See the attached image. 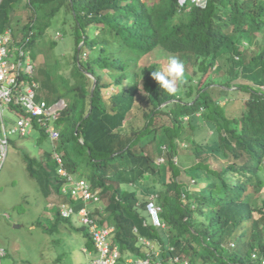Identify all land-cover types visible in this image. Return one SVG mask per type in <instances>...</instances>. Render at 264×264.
Segmentation results:
<instances>
[{"label": "trees", "instance_id": "1", "mask_svg": "<svg viewBox=\"0 0 264 264\" xmlns=\"http://www.w3.org/2000/svg\"><path fill=\"white\" fill-rule=\"evenodd\" d=\"M22 2L0 0L1 29ZM27 7L33 18L22 35L32 57L51 17L60 12L63 24L69 23L74 48L64 68L70 70L59 71L63 61L52 72L41 68L37 97L48 105L66 99L54 121L63 165L92 188L110 192L107 205L96 213L98 222L114 228L110 242L120 250L119 261L151 254L155 242L153 248L164 256L191 264H264V199L261 205L253 202L264 189V0H27ZM30 29L38 30L31 41ZM154 51L176 55L190 66L175 95L151 76L158 64H140ZM227 53L231 69L221 81L212 79L215 63ZM238 78L257 88L233 84ZM125 81L129 85L118 88L110 103L103 100L102 88ZM238 93L244 95L239 115L225 114L220 102L238 99ZM136 102L139 124L133 122ZM162 115L169 123L157 125ZM31 121L30 131L21 137L37 129L36 118ZM159 130L168 150L160 165L146 152ZM211 130L206 137L204 132ZM179 138L194 146L198 162L188 173L209 180L204 193L202 187L183 191L181 168L172 160ZM27 152L29 174L45 189L53 185L58 190L65 179L50 151L39 158ZM167 174L171 179L166 180ZM152 192L158 193L164 226L147 218L145 203ZM83 233L93 249L91 237ZM234 243L246 248L232 249Z\"/></svg>", "mask_w": 264, "mask_h": 264}, {"label": "rangeland", "instance_id": "2", "mask_svg": "<svg viewBox=\"0 0 264 264\" xmlns=\"http://www.w3.org/2000/svg\"><path fill=\"white\" fill-rule=\"evenodd\" d=\"M41 11L45 12L44 10ZM32 15L33 10L31 7H27V0H23L21 6L12 15L10 23L14 26L16 32L22 34V27L24 28L25 25L30 23L31 17L33 18ZM59 16L61 17L59 18ZM50 20V28L41 35L36 45L37 57L35 63L38 78L41 68L52 72L57 62L59 64V62L63 61L59 68L60 72L68 73L70 70L69 66L66 69L64 68L66 61L73 55L74 48L73 36L68 29L69 23H65L66 25L63 24L64 22L60 12L55 17H51ZM32 32L36 35L38 30L32 29ZM53 42L57 43L53 44ZM241 44L243 47L247 45L245 41ZM168 56L169 54L165 52L154 51L148 57L145 56V59L140 64L144 66L146 63H156L159 66V70H161L166 67ZM228 56V53L227 55H223L215 63L219 69L215 67L212 69V74L210 75L212 79L217 78L218 81H221L226 76V71L231 69L232 65L227 60ZM85 58L84 56L83 59ZM183 63L185 70L186 68L190 70V66H187L186 61H183ZM103 75H105V81H110L106 77L107 73L105 71H103ZM232 83L248 84L254 89L257 88L256 85L244 78H238ZM128 85L126 81L120 87L110 83V86L102 88L101 94L103 100L110 103V98L113 94ZM262 88L264 89V86ZM227 98L230 99L228 103H225V100L220 102L222 105H225L224 113L231 116L239 115L240 100H244V95L238 93V99H234L235 96ZM61 102L66 106V99L62 98ZM137 107L138 102L134 104V108L132 109V113L135 114L133 117L135 124H139L138 117H140V110H136ZM6 114L10 115L8 111ZM11 119L14 120L15 116H11ZM168 123L169 118L165 115L159 117L156 122L157 125ZM10 125L11 122H8V127ZM212 132L213 130L206 131L204 135L207 137ZM162 133H164L163 130L162 132L159 130L156 141L147 146L146 149V152L154 158L155 163L163 162L161 156L165 155L164 152H168ZM179 139L182 143H176L177 153L172 157V160L174 163H178V166L181 168V174L178 175V180L183 183L184 189H182L183 191H188L189 188H195L194 190H197L202 187V192L204 193L209 180L207 181L206 178L197 180V177L195 180L190 176L191 173H188V170L198 162L194 154V146L191 140ZM207 139L210 138L208 137ZM184 142L186 144H183ZM44 150L49 152L51 145L47 139L40 137V131L38 129H32L30 135L26 137H21L17 134L10 136L9 151L0 171V247L4 248L7 253L2 259V264H84L89 259V256L82 251L86 242L83 231L72 228L68 223H61L59 221L54 206L49 207L47 205L53 196L50 195L51 198H47L40 184L27 171L26 165L28 164L24 160V152L28 151L34 157L39 158ZM205 156V154H202L201 161L204 160ZM244 159L242 157V160ZM208 162L211 166L215 167L217 165L215 162ZM164 163H166V158H164ZM170 176L167 174L166 180L171 179ZM205 176L204 174L203 177ZM160 186L158 185L157 187L160 188ZM98 191L101 193V196L89 201L95 202L97 204L96 209L100 210L107 205L110 192L101 191L100 189ZM185 196V193L182 192L181 197L184 199ZM263 199L264 189L261 193L254 196L253 202L255 205H261ZM46 211L55 220L54 222L51 221L49 215L46 216ZM6 215H9V218ZM254 216L257 217L258 214L254 213ZM95 218H97V215ZM66 224L68 225L66 226ZM237 247L246 248L243 245H231L232 249Z\"/></svg>", "mask_w": 264, "mask_h": 264}, {"label": "built area", "instance_id": "3", "mask_svg": "<svg viewBox=\"0 0 264 264\" xmlns=\"http://www.w3.org/2000/svg\"><path fill=\"white\" fill-rule=\"evenodd\" d=\"M31 33L27 37L29 41ZM24 39L21 41L14 39L10 28L0 31V168L8 153L10 135L28 133L32 126L31 116L36 118L37 127L43 130L51 141L58 140L59 132L54 121L57 120L65 107L62 100L48 105L43 99L37 97L39 84L35 79V63L29 56L28 50L25 49ZM20 109L23 110V114L17 111ZM6 111L23 116L17 119L15 125L10 129L6 127ZM54 157L59 164H62L59 154L56 153ZM161 159L164 161L162 156ZM58 172L61 176L66 177L69 183L64 190L65 193H70L73 197L82 200L97 198L84 180H74L62 166L59 167ZM156 199V193L150 195L145 203V211L154 226H164L159 218L161 207L156 203ZM83 221L88 227L95 250V255L87 264H191L186 258L181 259L178 256L169 257L167 255L163 257L161 252L153 249L152 245V253H147L145 258H126L124 261H119L120 250L110 242L113 227L102 225L97 219L89 218L87 214ZM144 225H146L145 221ZM146 244L149 245V240ZM152 254L156 259H151ZM5 256V249L0 247V264Z\"/></svg>", "mask_w": 264, "mask_h": 264}, {"label": "clouds", "instance_id": "4", "mask_svg": "<svg viewBox=\"0 0 264 264\" xmlns=\"http://www.w3.org/2000/svg\"><path fill=\"white\" fill-rule=\"evenodd\" d=\"M199 2H204V0H200ZM30 32H32V30H29V33ZM31 34H33V32ZM28 53H29V56L31 57V54H30V51L29 50H28ZM32 60H33V58H32ZM184 73H185V66H184L183 61L178 56H176V55H169L168 58H167V65H166V67H164L163 69H161L159 71H152L151 72V76L158 83V86L160 88H162L163 90H165L170 95H175L177 93V91H178V85L183 83ZM35 79L37 80V82H39L38 79H37V73H36V63H35ZM60 100H62V99H59L57 101H60ZM65 107H64V109H65ZM8 112L10 113V115H7V118H6V127L8 129H10L11 127H13L15 125L17 119H19L20 117H23V116H21V115L19 116L18 113H15V112H12V111L11 112L8 111ZM11 116H15V119L14 120L11 119ZM8 122H11V125L9 127H8ZM36 128L38 130H41L37 126H36ZM29 130H30V128H29ZM41 131L43 132V130H41ZM58 132H59V130H58ZM15 134L16 133L11 134V135H15ZM43 134H44V138L47 139L50 142V145H51V150H50V154L51 155H50V158L53 161L56 162V164H57V173L59 174V172H58L59 167L62 166L64 169H66L64 167V165H63V160H62L63 152L58 149V144H59V140H60V132H59V138L56 141H51L49 139V137L44 132H43ZM17 135L22 136L20 134H17ZM8 151H9V148H8ZM42 153H43V151H42ZM42 153L40 154V156L42 155ZM56 153L59 154V156L61 158V161H62V164H59L58 161L56 160V158L54 157V155ZM162 157L165 158V156H163V155H162ZM6 158H7V156H6ZM162 163H164V161ZM162 163H157V164L160 165ZM3 164H2V166H3ZM2 166L0 168V171L2 169ZM61 178H64L65 179V182L62 185H66V187H68L69 183L67 181V178L66 177H63V176H61ZM73 179L74 180H84L88 184L89 189H90V191L92 193H94L97 197L98 196H101V194L98 191V189L92 190L91 185L84 178H77V177L74 176ZM65 194H67V193L63 192L62 196L63 197L69 196V198H72L73 197L70 193H68V195H65ZM79 200H81V202H82L81 203V206H79V204L78 205H72V207H68L66 204L61 205V209L58 212V215H59V218L58 219H61L62 220V221L59 220L61 223H68L72 228H77L78 230L84 231V232L86 231L87 234L91 237V235L89 233V230H88V227L84 223L83 219H84L85 215L87 214V216L89 218H93L94 220L97 219V221H98V218H95V216L97 215L96 211L95 212L92 211L93 206H95L97 204H95V202H93V201L82 200L81 198H79ZM89 208H90V212H88ZM100 224H102V223H100ZM83 235H84V233H83ZM92 242H93V240H92ZM82 251L87 256H89V259L87 260V262L84 263V264H87L92 259V257L95 255L94 244H93V249H89L88 246L85 245L83 247ZM151 256H152L151 259H156V257L153 254ZM145 257H146V255L143 256V257H138V258H145Z\"/></svg>", "mask_w": 264, "mask_h": 264}, {"label": "crops", "instance_id": "5", "mask_svg": "<svg viewBox=\"0 0 264 264\" xmlns=\"http://www.w3.org/2000/svg\"><path fill=\"white\" fill-rule=\"evenodd\" d=\"M6 28H10V29H12V32H13V37H14V39H16V40H23L25 37H23V35L22 34H20V33H18V32H16V30H15V28H14V26H12V24L10 23V24H8V25H6V26H3V28L1 29L0 28V31H4ZM29 29V28H28ZM30 30H32V29H30ZM35 33H33L32 34V36H31V39L33 38V35H34ZM31 39H30V41H31ZM19 41V42H20ZM35 50H36V48H35ZM30 54H31V52H30ZM31 56H32V54H31ZM36 57H37V55H36ZM36 57H32L33 58V61L35 62V59H36ZM159 157V156H158ZM26 168H27V165H26ZM27 171H28V169H27ZM65 171L72 177V178H74V175L73 174H71V173H69L68 172V170L67 169H65ZM28 173H29V171H28ZM30 175V174H29ZM31 176V175H30ZM32 177V176H31ZM32 178H34V177H32ZM35 179V181H37L38 183H39V181L36 179V178H34ZM40 184V183H39ZM40 186H41V188H42V190H43V192L45 193V196H47V198H51V196H53V198H51V200L48 202V206L50 207V206H54V208L56 209V211H58L59 212V210L61 209V205H63V204H66L68 207H72V205H78L77 204V200L79 199L78 197H72V198H69V199H65L64 201H60V199H58V195L59 194H61V198H65V197H63L62 196V194H63V192H64V190H65V188H66V185H60L59 186V189L58 190H55L54 189V186L53 185H50V187H49V189H45L41 184H40ZM56 192H57V194H56ZM154 193H156V192H152L151 194H154ZM150 194V195H151ZM157 194V198H158V193H156ZM51 195V196H50ZM65 195H68V193L67 194H65ZM149 198H150V196H149ZM56 199V200H55ZM156 203H157V201H156ZM158 204V203H157ZM159 205V204H158ZM56 206H57V208H56ZM160 206V205H159ZM96 207H97V205L96 206H93V208H92V211L93 212H95L97 209H96ZM44 210H46V208H44ZM43 210V211H44ZM101 210V209H100ZM58 212H57V218H59V215H58ZM88 212H90V208H89V210H88ZM49 214H48V211H46V216H48ZM147 215V214H146ZM50 216V218H51V215H49ZM97 216H98V214H97ZM6 217L7 218H9V215H6ZM147 218L149 219V217L147 216ZM55 219V218H54ZM98 220H99V216H98ZM51 221L52 222H54L55 220H53L52 218H51ZM149 221H150V219H149ZM68 224H66V226H67ZM84 245H86V243L84 244ZM153 247H155L156 246V243L154 242V244L152 245ZM154 250H157L158 252H161V255L163 256V257H165L164 255H163V252L160 250V249H155V248H153ZM6 255H7V253H6ZM138 258V257H137Z\"/></svg>", "mask_w": 264, "mask_h": 264}]
</instances>
